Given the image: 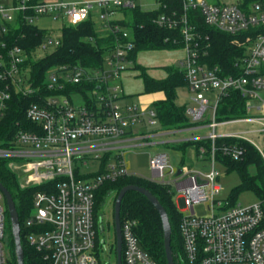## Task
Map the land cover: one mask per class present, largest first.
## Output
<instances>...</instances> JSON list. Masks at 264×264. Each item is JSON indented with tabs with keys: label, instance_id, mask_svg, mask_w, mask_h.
Listing matches in <instances>:
<instances>
[{
	"label": "built area",
	"instance_id": "obj_1",
	"mask_svg": "<svg viewBox=\"0 0 264 264\" xmlns=\"http://www.w3.org/2000/svg\"><path fill=\"white\" fill-rule=\"evenodd\" d=\"M145 1L0 0V125L15 93L35 94L38 99L26 108V122L16 123L11 137L0 143V159L7 160L20 188H38L33 193L32 212L23 224L27 241L41 255L38 264H102L100 255L109 252V242L99 236L98 229L104 228L103 215L99 218L95 208L96 193L108 180L139 175L131 172L128 155L148 147L153 149L149 159L152 174L144 178L164 185L173 196L181 215L183 263L264 264V199L241 205L218 198L223 187L216 169L219 154L236 161L242 158L245 149L240 140L252 144L264 157V148L247 136L253 130L218 131L227 123L257 122L262 127L254 132L262 135L264 143V115H249L252 110H264V0H182L181 8L158 16L160 27L179 31L180 38L173 40L181 43L178 50L184 53L178 66L192 93L191 104L186 107L190 126L171 130L140 129L141 124H160L156 110L141 103H123L125 95L119 82L134 66L131 53L135 42L130 29L112 21L124 8L140 4L145 9H156L162 5L160 0H152L151 7ZM191 11H198L208 26L237 39L246 33L241 74L226 75L218 66L204 62L210 43L203 45ZM91 13L99 14V28L107 31L105 35H114V45L103 64L96 68L56 66L46 79L47 88L53 91L63 90L68 84L90 85L88 97L76 92L83 103L75 105L66 94H42L32 85L31 68L26 65L30 54L10 44L8 37L21 25L46 29L40 21L50 19L62 21V29L87 20ZM61 38V32L47 35L32 57L39 59V49L45 54L56 49ZM232 90L244 98L245 115L218 119V105ZM174 131L191 135L168 139ZM230 139L235 141H227ZM173 141L194 142L197 160L210 168L173 163L170 149L158 147ZM92 162L99 166L85 178L87 174L80 173L78 165L88 169ZM199 205H204L206 214L196 211ZM7 210L0 190V264H10L6 251ZM135 225L130 218L121 221L124 264H158L142 248Z\"/></svg>",
	"mask_w": 264,
	"mask_h": 264
},
{
	"label": "trees",
	"instance_id": "obj_2",
	"mask_svg": "<svg viewBox=\"0 0 264 264\" xmlns=\"http://www.w3.org/2000/svg\"><path fill=\"white\" fill-rule=\"evenodd\" d=\"M162 5L156 9H145L140 4L132 8L121 9L123 19H114L112 23L130 29L135 42V49L131 53L134 68L140 71L146 93H163V97L153 102L152 107L156 110L158 120L163 129H180L190 126L189 117L186 114L187 105L177 103L178 89L187 86L184 72L178 65L166 67L167 76L155 78L148 74L147 70L137 62L140 52L178 50L181 43H174V38H180L179 31L166 29L157 24L158 16L168 12L172 8H181L182 0H160ZM119 12V11H118ZM192 20L196 23L198 31L202 35V43H210L208 55L204 62L210 67L218 66L226 75H238L242 73L240 62L246 56L245 35L237 37L220 31L205 24L204 19L198 11H191ZM24 35V37L22 36ZM52 34L48 29H40L36 25H21L15 30L10 44H17L26 49L30 54L26 65L31 68L32 85L39 87L41 93L50 95L54 93L70 95L74 92H82L85 97L91 86L68 84L65 89L53 91L47 88V74L56 66L81 65L88 68L100 67L106 53L114 45V35H104L99 28V23L91 13L89 18L77 25H64L61 29L62 43L56 49L49 51L40 59L32 57V52L37 49L45 37ZM169 40H166L169 38ZM38 101L35 94L23 96L14 94L10 101V109L0 125V143L7 142L11 137L10 131L15 129L16 123L26 122V108L31 102ZM246 112L245 100L238 91H230L224 96L217 110L218 119L235 118L244 116ZM234 142V139L227 140ZM223 140H217L221 144ZM245 151L240 160H232L219 154V158H225L230 168H237L242 177V183L235 188L236 193L242 189H251L264 199V157L249 142L239 141ZM194 142H186L179 146L185 149ZM254 164L257 173L251 175L247 167ZM0 182L11 192L17 212L19 215L21 229L22 247L24 250L25 264H38L41 255L27 241L23 224L32 212L33 193L36 187L21 189L17 176L8 168L7 160L0 159ZM128 184H137L148 188L162 203L167 211L172 226L171 246L175 256V264H184L183 241L179 230L181 215L177 209L172 194L164 185L150 181L143 176L129 175L104 182L96 193V212L106 205L113 196L114 202L120 190ZM235 198H233L234 200ZM234 202V201H233ZM136 221L135 231L139 237L142 248L158 264H167L164 246V229L162 217L157 208L141 193L129 191L123 198L121 205V221L125 219ZM7 241L13 255L11 264H18L15 252V243L12 233L9 211L6 212ZM117 255V252H116ZM124 264V256H122Z\"/></svg>",
	"mask_w": 264,
	"mask_h": 264
},
{
	"label": "rangeland",
	"instance_id": "obj_3",
	"mask_svg": "<svg viewBox=\"0 0 264 264\" xmlns=\"http://www.w3.org/2000/svg\"><path fill=\"white\" fill-rule=\"evenodd\" d=\"M216 1V0H214ZM144 2V1H143ZM149 2V1H145ZM154 6V5H153ZM120 12V11H119ZM117 14V13H116ZM120 17V13L115 15V19ZM94 18L97 21V24L100 23L99 14L94 13ZM62 21H52L50 19H44L40 21V24L48 29L52 34L58 35L61 32ZM45 53L42 49L38 50V58L44 57ZM184 55L182 50H162V51H147L140 52L137 58V62L144 67L148 74L155 78H163L166 76V67L171 65H178L182 56ZM140 71L134 67L131 70L127 71L122 78L120 79V84L123 90V93H126L125 98L127 101L125 103H135L139 104L142 102H151L156 100L159 96H162L160 93H146L144 90V84L142 78L139 77ZM129 94V95H128ZM192 93L189 91L187 86L181 87L178 89L177 95V103L180 105H190V97ZM71 101L75 105H80L83 103V98L77 95L76 92L69 95ZM211 102H214L212 95H210ZM249 115H264L263 112H258L252 110ZM161 127L160 124L153 125H145L141 124L140 129H159ZM262 127L261 124L257 122H232L224 125H220L218 127L219 132L224 133H233V132H247L252 131L251 133H247V136L252 139V141L257 144L259 147L264 148L262 135L254 132L256 129H260ZM166 147L163 145L159 146V150H165ZM152 149L144 150L140 153H133L128 155V160L131 164L130 170L139 173V175L151 178V169L149 166L150 152ZM171 152V150H169ZM173 154V152H171ZM177 155L174 153L172 155L173 163L177 164ZM76 165V163H75ZM186 165H191L195 168H202L203 170H207L210 168L208 165H203V163L196 158L195 147L190 145L187 150V159ZM80 173L87 174L88 178L92 171H96L98 163H90L89 168L87 169L85 166L78 165ZM216 169L219 171V181L223 187V190L218 198L223 200H229L231 204H241V205H250L260 200V197L255 193V191L251 189H242L237 192L235 196V188L241 185L242 177L237 168H230L226 163L225 158L218 159L216 163ZM247 171L251 175H255L257 173V168L254 164H250L247 167ZM20 173H22L20 171ZM23 176V173H22ZM233 198H235L233 200ZM234 201V202H233ZM113 205L114 199L113 196L108 200L105 206H103L99 211V218L103 215V228L104 231L98 229L100 239H105L106 242H109V252H102L100 255V259L102 264H116L117 263V255H116V244H115V229L113 223ZM196 211L203 215L206 214L204 205H199L196 207ZM8 229H6L7 231ZM111 250V252H110ZM6 251L7 255L11 261H13V255L10 251L8 241L6 242Z\"/></svg>",
	"mask_w": 264,
	"mask_h": 264
},
{
	"label": "water",
	"instance_id": "obj_4",
	"mask_svg": "<svg viewBox=\"0 0 264 264\" xmlns=\"http://www.w3.org/2000/svg\"><path fill=\"white\" fill-rule=\"evenodd\" d=\"M181 170L179 171V173ZM0 190L4 193L7 208L10 215V221L12 225V233L15 243V252L17 256L18 264H25L24 261V250L22 247L21 240V224L19 220V215L17 212L16 204L11 192L8 188L0 182ZM129 191H137L143 194L159 211L164 229V246L166 252L167 264H175V256L171 246L172 240V226L169 220L166 209L160 202V200L146 187L137 184H128L124 186L118 193L114 205H113V223L115 229V239H116V252H117V264H123V238H122V228H121V205L124 196Z\"/></svg>",
	"mask_w": 264,
	"mask_h": 264
},
{
	"label": "crops",
	"instance_id": "obj_5",
	"mask_svg": "<svg viewBox=\"0 0 264 264\" xmlns=\"http://www.w3.org/2000/svg\"><path fill=\"white\" fill-rule=\"evenodd\" d=\"M149 3V6H151V7H153V5H154V1H149L148 2ZM120 13V17H118L117 19H123V17H124V15H123V13L122 12H117V14H119ZM116 14V15H117ZM107 33V31H103V34L105 35ZM139 56V55H138ZM131 70V69H130ZM125 74V73H124ZM123 74V75H124ZM166 76H167V74H166ZM165 76V77H166ZM164 78V77H163ZM122 87H124V86H122ZM158 93H160L162 96H159L156 100H158V99H161L162 97H163V93H161V92H158ZM124 95H126V93H124ZM129 95V94H128ZM127 96V95H126ZM127 99H129V98H124L123 99V103H125L124 101H127ZM156 100H153V101H151V102H142L141 104H143V105H147V106H152V104H153V102L154 101H156ZM126 104V103H125ZM127 104H130V103H127ZM140 104V103H139ZM148 129V128H147ZM146 130V129H145ZM149 130V129H148ZM206 132V130H202L201 131V133H205ZM161 135H163V134H161ZM166 135V134H165ZM191 135V132H176V131H174V133H170V134H168L167 135V137H168V139H180V138H183V137H188V136H190ZM185 142H181V141H173L172 143H169V144H167V145H163L164 147H166L167 149H170L171 150V152H173V154L175 153L176 155H177V164H183V163H186V159H187V150H188V147H190V145H192V146H194V143L193 144H190V145H188V146H186V148L185 149H181V148H179V146H181L182 144H184ZM159 147V146H158ZM144 150H148V147H144V148H142V149H140V150H137V152L136 153H140V152H142V151H144ZM153 150V149H152ZM130 154H133V153H130ZM129 154V155H130ZM172 154V153H171ZM172 154V155H173ZM129 161V160H128ZM129 165L131 166V164H130V162H129ZM189 167H193V166H191V165H188ZM130 168V167H129ZM194 168V167H193ZM131 169V168H130ZM131 172H133V173H136V174H139V173H137V172H135V171H132L131 170Z\"/></svg>",
	"mask_w": 264,
	"mask_h": 264
},
{
	"label": "bare ground",
	"instance_id": "obj_6",
	"mask_svg": "<svg viewBox=\"0 0 264 264\" xmlns=\"http://www.w3.org/2000/svg\"><path fill=\"white\" fill-rule=\"evenodd\" d=\"M8 233V232H7ZM100 235V234H99Z\"/></svg>",
	"mask_w": 264,
	"mask_h": 264
}]
</instances>
